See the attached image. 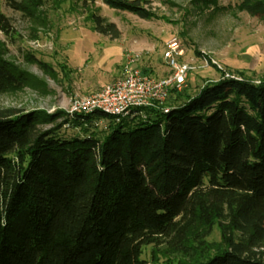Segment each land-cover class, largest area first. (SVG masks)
<instances>
[{
  "label": "trees",
  "instance_id": "trees-1",
  "mask_svg": "<svg viewBox=\"0 0 264 264\" xmlns=\"http://www.w3.org/2000/svg\"><path fill=\"white\" fill-rule=\"evenodd\" d=\"M3 1L29 17L40 5ZM101 1L156 17L147 0ZM238 6L264 17L263 0ZM90 18L94 31L118 36ZM11 29L0 9V31ZM26 80L0 46V93ZM162 107L119 121L75 113L48 129L39 124L64 111L1 110L0 264H146L147 245L180 264H264V81L223 76L193 95L171 90ZM64 125L82 133L61 135ZM214 228L219 240H206Z\"/></svg>",
  "mask_w": 264,
  "mask_h": 264
},
{
  "label": "rangeland",
  "instance_id": "rangeland-1",
  "mask_svg": "<svg viewBox=\"0 0 264 264\" xmlns=\"http://www.w3.org/2000/svg\"><path fill=\"white\" fill-rule=\"evenodd\" d=\"M39 1L34 16L29 17L0 0V9L12 28L8 34L0 31L3 57L27 75L20 90L0 93V111H64L63 117L39 124L42 129L60 123L66 115L73 117L69 113L73 100L96 93L116 79L127 56L135 59L141 70L165 75L168 70L161 50L172 36L185 49L181 60L208 62L190 71L182 89L191 95L225 74L255 83L264 81V17L242 10L238 6L241 0H147L156 16L149 19L109 8L101 0ZM91 13L113 23L118 36L94 31ZM106 124V119L98 120L95 130L104 129ZM58 132L65 136L82 133L70 125ZM206 240H219L216 228ZM165 251L163 246L147 245L141 258L146 264H180V259L185 260Z\"/></svg>",
  "mask_w": 264,
  "mask_h": 264
},
{
  "label": "built area",
  "instance_id": "built-area-1",
  "mask_svg": "<svg viewBox=\"0 0 264 264\" xmlns=\"http://www.w3.org/2000/svg\"><path fill=\"white\" fill-rule=\"evenodd\" d=\"M185 49L176 36L165 40L161 50L162 63L167 67V73L154 76L144 73L135 65V59L126 57L120 75L104 84L96 93L73 100L69 113H92L100 111L114 117L116 121L127 116L145 115L140 110L149 106L162 108L167 112L168 107L161 105L168 98L171 90H181L187 83L191 70L207 66L206 59L199 63L181 60ZM213 64L217 63L213 61ZM224 77L240 79L225 74Z\"/></svg>",
  "mask_w": 264,
  "mask_h": 264
}]
</instances>
